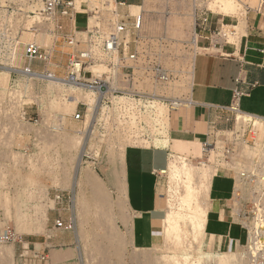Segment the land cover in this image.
I'll return each instance as SVG.
<instances>
[{
    "label": "rangeland",
    "instance_id": "374dc122",
    "mask_svg": "<svg viewBox=\"0 0 264 264\" xmlns=\"http://www.w3.org/2000/svg\"><path fill=\"white\" fill-rule=\"evenodd\" d=\"M237 1L241 5L233 16H240L247 8L260 7V0ZM207 2L144 0L140 3L144 8L142 25L140 32L134 36L136 43L132 48H137L146 56L150 75L148 78L154 90L163 92L167 99L182 100L181 110L188 107L192 61L197 49L194 39L198 38L199 17L202 14L210 19L212 16H226L209 9ZM128 12H131L130 7L123 8V16ZM29 20L24 21L28 28L32 24ZM124 20L131 26L133 19ZM85 21L87 19H79L80 28L86 26ZM223 34L232 39V29L225 30ZM31 37V32L26 31L22 40L29 41ZM40 37L38 40L49 42L48 38ZM65 50L70 51L71 48ZM65 62V57L60 55L54 60V69H57L59 76L63 74L61 66ZM156 64L162 65L172 78L159 86L152 79V69ZM3 72L0 70V80ZM42 82L35 79L32 81L20 72H13L9 81L10 89L0 86V235H10L8 242L0 243L1 252L7 255H2L4 258L0 255V264H83L80 253L87 264H102L106 259L110 264H146L151 259L148 264H183L185 256H189L192 261L190 264H218L220 257L232 253L239 256L240 264H264V198L255 200L251 185L240 182L236 183L237 190L231 202L235 208L234 217L245 235L237 247L226 249L218 244L215 236L209 237L206 229L200 237L189 239L192 243L190 246L175 243L174 246L173 241L171 243L166 238L164 223H161V236L155 245L148 248L135 247L130 233L132 217L127 197L124 198L127 194L126 180L123 187L121 184L115 185L109 177L110 169L113 168L109 156L113 151L110 150L108 156L98 158L95 164L91 159L83 158L80 182L74 189V166L81 146L86 137L89 139V135L80 132V123L72 118L75 110L66 114L59 107L61 101L55 107L53 99L47 100L48 92L57 91H54V87L49 88L47 81ZM62 93L69 94L70 89ZM54 99L62 100L59 97ZM165 110L164 136H171L175 110L168 106ZM54 112L61 113L62 117L52 119L51 114ZM36 113H39L38 121L30 120L29 116ZM231 113L232 127L235 122L240 123L247 118L238 112ZM66 134L75 135L80 142L70 145L64 143ZM260 144L259 148L251 150L255 153L250 157L261 152L264 141ZM174 145L177 155L189 159L196 167L204 166L212 172L215 170V175L226 174L237 178L234 169L215 168L204 162L200 143L175 142ZM133 156L131 150V160ZM88 174L99 183L108 200L101 203L93 201L96 188L87 183ZM159 182V206L166 213L168 174H161ZM58 194L70 195L71 199L58 203L55 200ZM57 220L63 221L66 227L72 223V229L56 227ZM112 229L116 235H109ZM80 231L81 240L78 235ZM99 249L107 252L105 257L99 253ZM176 252L175 256L178 257L172 259ZM38 253H42L45 259L37 258ZM155 259L159 262L155 263Z\"/></svg>",
    "mask_w": 264,
    "mask_h": 264
},
{
    "label": "built area",
    "instance_id": "2783aa9c",
    "mask_svg": "<svg viewBox=\"0 0 264 264\" xmlns=\"http://www.w3.org/2000/svg\"><path fill=\"white\" fill-rule=\"evenodd\" d=\"M263 5L264 0H260V7ZM130 6L128 0H0V70L48 83L61 80L65 91L81 89L72 118L80 123V132L89 133L83 158L93 164L123 140L144 142L127 145L137 148L159 147L155 141L165 138V109H177L180 100L167 99L151 86L146 56L132 48L134 36L141 30L142 15L122 14L123 8ZM28 19L32 24L26 29L24 21ZM79 19H87L84 28L79 27ZM124 19H133L131 26ZM199 19H203L198 23L202 28L208 16L202 14ZM26 31L31 32L29 41L22 40ZM41 35L49 42L38 40ZM59 55L66 60L61 66L62 77L54 69ZM152 71L158 86L172 79L162 65L156 64ZM145 80L147 83L140 86ZM48 94V101L56 97ZM71 97L72 93L62 95L63 100ZM230 109L241 113L235 104ZM241 114L247 118L230 129L207 134L201 143L204 162L236 170L235 183L251 185L252 197L263 199L264 151L254 157L246 152L263 141L264 117ZM38 117L36 113L29 119L38 121ZM51 117L60 119L62 114L54 112ZM65 199L70 200V195L55 197L58 203ZM55 226L72 229V223L66 227L61 220ZM9 238L6 233L0 235V243ZM36 256L45 259L42 253Z\"/></svg>",
    "mask_w": 264,
    "mask_h": 264
},
{
    "label": "crops",
    "instance_id": "0c3cea01",
    "mask_svg": "<svg viewBox=\"0 0 264 264\" xmlns=\"http://www.w3.org/2000/svg\"><path fill=\"white\" fill-rule=\"evenodd\" d=\"M198 29L188 107L175 109L171 147H126L130 233L138 248L155 245L161 236L165 213L159 206V179L168 168L174 142L201 144L211 130L230 129L232 104L243 114L264 117V5L247 8L240 16H212ZM229 29L232 39L222 35ZM235 185L233 176L214 175L211 196L221 209L208 216L205 227L226 249L240 245L245 236L231 203Z\"/></svg>",
    "mask_w": 264,
    "mask_h": 264
},
{
    "label": "bare ground",
    "instance_id": "6f19581e",
    "mask_svg": "<svg viewBox=\"0 0 264 264\" xmlns=\"http://www.w3.org/2000/svg\"><path fill=\"white\" fill-rule=\"evenodd\" d=\"M196 1L197 0H194V2ZM209 1L210 0H208V2L206 3L209 9H214L218 11L219 13H224L226 16L234 15L236 12H238L237 10L239 9L241 5L237 0H211L210 2ZM130 9H131V12H130L131 15L139 16V15H142V13L144 12L143 5H140V4H132L130 6ZM29 22H32V20L30 19ZM26 26L27 25H25L24 27ZM27 28L28 27H26V29ZM40 38H44V37L41 35ZM194 44L197 45V37L194 39ZM2 74L3 76L0 80V86H2V88L4 89H7L8 87V90H9L10 89L9 81L12 75V71L7 70V71H4ZM191 74H192V70H191ZM31 80L33 81V79ZM140 82H141L140 86H144L147 83L146 80L140 81ZM48 87L56 88L54 89V91H57L56 93L53 92L52 90L51 92L54 94V96L62 99V95H63L62 92L65 91L66 87L62 84L61 80H50V82L48 83ZM61 89L62 91H60ZM71 92H72L73 97L68 98L66 100L53 99V102H52L53 105L57 107L61 101L62 104L59 107H61L62 111L66 114L71 113L76 109L78 100L80 99L81 94H82L80 88L74 89V90L70 89V93ZM19 93L17 94L19 95ZM10 95H11V92H10ZM182 103L183 101L179 100L178 107H181ZM152 106H154L155 109H157V103H154V105ZM261 127L263 131L262 135L264 138V124H262ZM86 135H89V133H86ZM64 139L66 141L64 143H67L68 145L74 142L75 143L78 142V138L72 134H66ZM88 141L89 139L86 137L84 144L82 142L83 146H81L79 155L77 156V163L74 166V175H73V181H72V187L74 189L77 188L80 182L79 178H81L82 165L84 163L83 156H84ZM171 141L172 139L170 135H166L164 139L156 140L155 144L158 145L159 147H169L170 148ZM135 144H144V142L141 143L137 141L123 140L122 144L120 142L119 144L120 146L118 148L116 149L114 148L112 150L113 152L111 154V157L109 156V160H111L110 163L113 166V168L110 169L111 173L109 174V177L111 179V182H115V185H119V184H121L122 186L124 185V181L126 180V146L135 145ZM260 145L261 144H258L256 149L259 148ZM172 149H173V152L170 155L168 168L165 171H163V173L168 174L169 194H168V198L166 201L167 209H166L165 216L162 220V223L165 224L166 238L171 240V243L173 241L172 243L173 245L175 243V245L185 244L187 246L188 245L190 246L192 243L189 239L198 238L205 233V227H206V223L208 220V216L213 213H216L217 211L221 209L219 208L221 205V204L219 205L220 201L218 202L216 200L217 198L214 199L211 196L212 181H213V177L216 174V172L215 170H213L212 172L211 170H208L204 166L196 167L189 159L179 157L176 153L177 148L175 147V145L172 146ZM262 150L264 151V148ZM252 153L254 154L255 152L254 151L247 152V155L251 156ZM0 175H2V171H0ZM86 180H87V183L92 184L91 186L95 185L96 193L94 192L93 194V201L95 203H101V202H104L105 200H108V197L105 194V191L101 189V186L99 185V183L95 182V180L93 181V176L91 174L86 175ZM124 196H125L124 198L127 197L126 193ZM109 233H110L109 235H116V232L114 231V229L110 230ZM78 235H79V239L81 240L82 239L81 231H80V234ZM115 246H118V245H115ZM0 252H1V249H0ZM99 253L105 257L107 252L103 249H99ZM0 255L1 257H3L2 255H6V253L1 252ZM173 255L174 257L172 259L178 257V256H175L177 255V252L174 253ZM81 256L84 262L83 264H87V262L85 263L82 253H80V259H81ZM236 256L237 255H235V253L229 254V256H222L217 260V263L218 264H240V258L239 256H237L238 258ZM168 259L169 257L167 258V260ZM2 260H5V259H2ZM151 260L147 261L146 264H148ZM156 262H159V260L157 261V259H155V263ZM191 262L192 261L190 260L189 256H185L182 263L190 264ZM102 264H110V263L106 259V260H103Z\"/></svg>",
    "mask_w": 264,
    "mask_h": 264
},
{
    "label": "trees",
    "instance_id": "16d2710c",
    "mask_svg": "<svg viewBox=\"0 0 264 264\" xmlns=\"http://www.w3.org/2000/svg\"><path fill=\"white\" fill-rule=\"evenodd\" d=\"M130 4H140L141 0H128Z\"/></svg>",
    "mask_w": 264,
    "mask_h": 264
}]
</instances>
